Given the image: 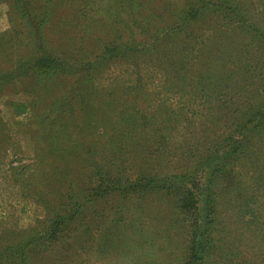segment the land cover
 Returning a JSON list of instances; mask_svg holds the SVG:
<instances>
[{"label": "rangeland", "instance_id": "374dc122", "mask_svg": "<svg viewBox=\"0 0 264 264\" xmlns=\"http://www.w3.org/2000/svg\"><path fill=\"white\" fill-rule=\"evenodd\" d=\"M213 2L217 11L192 20L190 6L204 0H28L38 34L14 0H0V75L16 70L0 83V247L44 230L99 168L131 181L169 178L224 152L232 120L264 103V69L258 42ZM239 2L264 28V0ZM41 52L66 69L39 80L28 68ZM256 131L259 158L234 163L236 186L223 175L212 187L221 222L213 264H264V129ZM208 168L191 172L189 185ZM175 194L97 198L61 241L29 253L30 264H182L192 226Z\"/></svg>", "mask_w": 264, "mask_h": 264}, {"label": "trees", "instance_id": "16d2710c", "mask_svg": "<svg viewBox=\"0 0 264 264\" xmlns=\"http://www.w3.org/2000/svg\"><path fill=\"white\" fill-rule=\"evenodd\" d=\"M14 3L19 9L26 11L25 14H27L28 20L32 21L31 24H34L36 32L41 34V23L37 22L35 25L34 19L37 18L31 14L29 15L28 0H14ZM213 3L215 4L213 0H209V2L204 0V3L196 9L190 6L189 12L193 15L192 20L202 10H213L210 7ZM217 3L227 23H234L235 28L248 34L251 42H258L257 45L262 52L261 61H263L262 68L264 69V28L250 19L246 8L240 4L239 0H217ZM192 20L188 19V21ZM109 57L112 58L113 56ZM111 58L105 56L98 62L101 64L103 61ZM32 60H34L33 64L28 69L32 70L39 80L52 77L58 71L57 69H66V62L63 59L42 52L38 56L33 57ZM93 65L89 63L78 64V70L84 68L87 69L86 71H89L94 68ZM15 71L1 74L0 83L4 79L6 80L15 75ZM91 75L92 73L88 72L84 75V78H91ZM262 81H264V76L261 79ZM81 101L84 103L85 98H82ZM14 107H16L17 112L27 109L23 103H15ZM86 108L87 106H85ZM231 125L234 126V129L223 141V143L227 142L224 152L220 153L223 149L217 148L210 155H202L200 158H197L195 167L193 168H199L207 163L209 165V168L205 171V179L203 181L194 182L192 180L191 186L189 185L191 172H194L195 169L189 170L188 173L177 174L169 178H158L150 174L131 181L127 176H123L119 172L116 174L109 173L108 171L103 172L99 168L100 172H102L99 173L94 184L88 190H84L80 194L78 193V201L65 202L62 210L57 211L48 220V224L44 227V230H27L26 236L22 234L23 236L14 243L0 247V263L4 260H9V262L15 261V264H30V254L32 251L37 247L43 249L47 245L61 241L68 224L76 220L77 215L82 211L81 208L85 207L87 203L95 201L97 198L116 191L126 196L134 192L135 197L155 191L167 194L176 193V202L180 211L191 218L192 228L190 231L188 253L182 264H213L212 260L216 255V250L220 248L217 245V242L219 243V239H217V227L221 222L219 220L218 209L219 189H216L217 186L216 190L212 189V187H215L220 182V178L223 175L231 180L229 182L230 185H235L233 179L235 182L236 174H232L233 176L227 174L234 171V169L230 171L234 163H238L242 158H249L252 162L259 158L260 153L256 149H253L254 143L251 144V136L258 133L256 130L259 128L264 129V103L258 107L253 105L247 106L236 116V119L232 120ZM256 135L260 136V133ZM89 166L93 168L97 166V162L94 161Z\"/></svg>", "mask_w": 264, "mask_h": 264}]
</instances>
